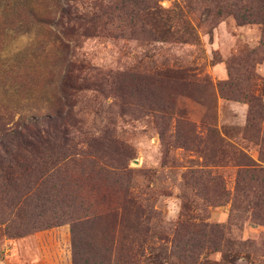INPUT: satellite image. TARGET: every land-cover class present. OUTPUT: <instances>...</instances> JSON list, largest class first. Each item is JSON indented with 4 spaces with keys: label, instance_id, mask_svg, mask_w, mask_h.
I'll return each mask as SVG.
<instances>
[{
    "label": "rangeland",
    "instance_id": "rangeland-1",
    "mask_svg": "<svg viewBox=\"0 0 264 264\" xmlns=\"http://www.w3.org/2000/svg\"><path fill=\"white\" fill-rule=\"evenodd\" d=\"M0 264H264V0H0Z\"/></svg>",
    "mask_w": 264,
    "mask_h": 264
},
{
    "label": "trees",
    "instance_id": "trees-1",
    "mask_svg": "<svg viewBox=\"0 0 264 264\" xmlns=\"http://www.w3.org/2000/svg\"><path fill=\"white\" fill-rule=\"evenodd\" d=\"M258 170H262V169H258Z\"/></svg>",
    "mask_w": 264,
    "mask_h": 264
}]
</instances>
